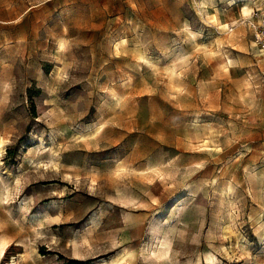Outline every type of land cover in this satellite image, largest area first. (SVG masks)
<instances>
[{
  "label": "rangeland",
  "instance_id": "1",
  "mask_svg": "<svg viewBox=\"0 0 264 264\" xmlns=\"http://www.w3.org/2000/svg\"><path fill=\"white\" fill-rule=\"evenodd\" d=\"M254 1L0 0V264H264Z\"/></svg>",
  "mask_w": 264,
  "mask_h": 264
},
{
  "label": "bare ground",
  "instance_id": "2",
  "mask_svg": "<svg viewBox=\"0 0 264 264\" xmlns=\"http://www.w3.org/2000/svg\"><path fill=\"white\" fill-rule=\"evenodd\" d=\"M240 1H244V5H245V7H244V9H243V13H244L245 15H249L250 10H251V8H252V6H251V2H255V1H254V0H240ZM206 2H207V1H206ZM253 4H255V3H253ZM209 18L212 19V21L216 22L217 25L220 27L219 29H221L222 31H225L226 29H231V30H233V28H230V23H226V22H222V21H220V19H219V17H218L217 14H212V15L210 14V15H209ZM124 42H126V41L123 40L122 43H124ZM62 44H63V43H62ZM119 44L121 45V43H119ZM119 44H118V45H119ZM255 44H256V43H255ZM63 46H64V44H63ZM227 57L230 58V55L227 56ZM230 61H233V59L230 58ZM225 62H226L225 67L227 68V67H228V61H227V59L225 60ZM172 63H173V62H172ZM148 64L153 65V66H157V63L155 62V60H152V59H148ZM59 69H60V68H58V70H59ZM166 69H167V71H168V73H169L171 79H173V78H175V77H177V76L180 75L176 64H173V65L170 64V65H168V66L166 67ZM0 139H1V138H0ZM0 143L3 144V143H4V140L1 139V140H0ZM8 244H9V241L6 240L4 237H1V236H0V254L4 251L5 247H6ZM131 253H132L131 250H130L128 247H125V248H124L122 251H120V252L117 254V256L114 258V260H113L114 263H115V262H119L120 260H123V259L129 257V256L131 255ZM21 254H22V253H21ZM165 254H166V250H164V246L159 250L158 253H156V255H157L159 258H161V259L165 256ZM207 259H208L209 263H212V264L215 263V262H217V261L219 260L218 257H217L216 255H214V254H210V255H208ZM16 263H17V262H16Z\"/></svg>",
  "mask_w": 264,
  "mask_h": 264
},
{
  "label": "built area",
  "instance_id": "3",
  "mask_svg": "<svg viewBox=\"0 0 264 264\" xmlns=\"http://www.w3.org/2000/svg\"><path fill=\"white\" fill-rule=\"evenodd\" d=\"M253 13L254 16H252L253 22L251 25L255 35V41L264 50V16L260 20H256L255 17L258 16L259 13H256L255 10H253Z\"/></svg>",
  "mask_w": 264,
  "mask_h": 264
},
{
  "label": "trees",
  "instance_id": "4",
  "mask_svg": "<svg viewBox=\"0 0 264 264\" xmlns=\"http://www.w3.org/2000/svg\"><path fill=\"white\" fill-rule=\"evenodd\" d=\"M15 163V162H14ZM13 254H16V250H14L13 252H12ZM70 264H82V262H80V261H72V262H70Z\"/></svg>",
  "mask_w": 264,
  "mask_h": 264
},
{
  "label": "crops",
  "instance_id": "5",
  "mask_svg": "<svg viewBox=\"0 0 264 264\" xmlns=\"http://www.w3.org/2000/svg\"><path fill=\"white\" fill-rule=\"evenodd\" d=\"M251 11V10H250Z\"/></svg>",
  "mask_w": 264,
  "mask_h": 264
}]
</instances>
